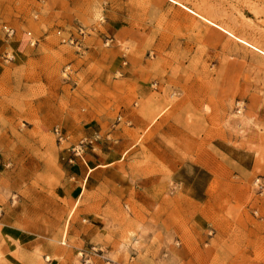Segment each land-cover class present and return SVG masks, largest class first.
I'll list each match as a JSON object with an SVG mask.
<instances>
[{
  "label": "rangeland",
  "instance_id": "rangeland-1",
  "mask_svg": "<svg viewBox=\"0 0 264 264\" xmlns=\"http://www.w3.org/2000/svg\"><path fill=\"white\" fill-rule=\"evenodd\" d=\"M0 264H264V0H0Z\"/></svg>",
  "mask_w": 264,
  "mask_h": 264
},
{
  "label": "crops",
  "instance_id": "crops-1",
  "mask_svg": "<svg viewBox=\"0 0 264 264\" xmlns=\"http://www.w3.org/2000/svg\"><path fill=\"white\" fill-rule=\"evenodd\" d=\"M23 44H24V42H22V41L21 42H17L16 43V47H15L16 51H20L23 48ZM110 166L111 165H109V164H102L99 161L94 162L91 167L87 165V169L84 168L83 165H81V166L79 165L77 167L76 174L81 175L80 183H79V185H80V188H79L80 193H82L83 190H85V191H95L99 187V185L101 183L100 178H98L96 176V174L99 173V172L105 171V169L109 168ZM196 167H197V165L191 164L187 168L191 169V168H196ZM198 168H199L198 169L199 171L201 170V175L204 176V175L208 174V171H206L205 169H202L200 167H198ZM195 177H196V175H195ZM108 181L111 182V180H108ZM195 181H196V179L193 178L191 182L195 183ZM209 182H210V180H207L205 186L199 185L200 183L196 182V187H197L196 189L197 190L189 192V194L186 195L187 199L189 201H192V202H195V203H200L203 200V197L207 194V188H208ZM179 185L183 186L184 183L180 181ZM9 228L13 229V226L12 227L10 226ZM4 235H6L8 237H11L13 235V233L10 232V230H8V232L4 233Z\"/></svg>",
  "mask_w": 264,
  "mask_h": 264
},
{
  "label": "built area",
  "instance_id": "built-area-1",
  "mask_svg": "<svg viewBox=\"0 0 264 264\" xmlns=\"http://www.w3.org/2000/svg\"><path fill=\"white\" fill-rule=\"evenodd\" d=\"M1 29H2V31L4 33V35L7 36V37H12L15 34L14 28L9 26V25H7V24L1 25ZM27 35L30 36V33L27 32ZM70 41H72V40L70 39ZM54 132L58 136L59 140L63 139V137H62V135H61V133H60V131H59L57 126L54 127ZM82 144H83V140H80L77 146H74V147L71 148L72 152L74 154H78L79 153L78 151L82 148Z\"/></svg>",
  "mask_w": 264,
  "mask_h": 264
}]
</instances>
